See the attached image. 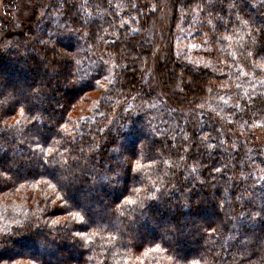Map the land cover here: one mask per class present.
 Here are the masks:
<instances>
[{
	"label": "trees",
	"instance_id": "obj_1",
	"mask_svg": "<svg viewBox=\"0 0 264 264\" xmlns=\"http://www.w3.org/2000/svg\"><path fill=\"white\" fill-rule=\"evenodd\" d=\"M26 2L0 22L4 264H264V0Z\"/></svg>",
	"mask_w": 264,
	"mask_h": 264
},
{
	"label": "rangeland",
	"instance_id": "obj_2",
	"mask_svg": "<svg viewBox=\"0 0 264 264\" xmlns=\"http://www.w3.org/2000/svg\"><path fill=\"white\" fill-rule=\"evenodd\" d=\"M6 2L7 3L10 2V0H0V17H1L0 22L2 23V25H6L7 22L10 20L12 21V23H17V22L19 23V22H23L24 20H26V18L28 17L27 13L29 15L28 10L31 7V5H29V2L27 3L26 0H12L11 3H13V6L11 8L10 7L8 8L7 6H5V4H7ZM40 14L42 17L44 16L43 12H40ZM14 26H15L13 28L14 31L11 33V35H13V36H15L16 34L18 35V32L20 33V31H18V30H20V27L16 26V25H14ZM153 29H154L153 31H155V28H153ZM4 31H6V33ZM0 39H1V41H0L1 42L0 43L1 44L0 45V60H2L4 55L7 52H10V41L12 39V36H10V27L8 29H6V28L3 29L2 26L0 27ZM7 45H8V47H7L8 50L3 51V48ZM156 48L158 49V53H160V51H161L160 48H162V46H160V48L157 46ZM197 51H198V48L196 46L184 45L181 42H180V44H175V46H174V52H175V55L177 57H183L186 55L189 58V60H193V57H191V56L193 54H195ZM148 63H150V62H148ZM5 67H6L5 65L0 64V78L2 75V73H1L2 69H4ZM1 86L2 85H0V89H2ZM98 95H99V93H95V92L88 94L85 99L84 98L82 99V102H79L76 104V106L74 107V111L77 110V112L80 111L81 113L86 112V111H83L84 106H85V101L90 99V97L91 98H97ZM80 112H79V114H81ZM75 115L79 116L78 113H74V116ZM13 120L9 119V122H12ZM18 201H20V195H19ZM96 211L97 210L95 208H93L91 210V212H93V213ZM91 212H88V214H91ZM63 219H64L63 216L57 218V220H63ZM156 230L159 233H162L161 229L156 228ZM35 246H36V249L38 251L39 256L42 255L44 247L42 248V247L38 246L37 244ZM45 247H47L48 251H51L53 256H55L57 254V251L53 250L50 245L48 246V244H47ZM18 249L20 250V252H18L19 253L18 255H20V257H22V255H26L25 252L22 251L20 247H18ZM8 253L9 254L14 253V251H8L7 254ZM43 257H48V256H43Z\"/></svg>",
	"mask_w": 264,
	"mask_h": 264
},
{
	"label": "snow or ice",
	"instance_id": "obj_3",
	"mask_svg": "<svg viewBox=\"0 0 264 264\" xmlns=\"http://www.w3.org/2000/svg\"><path fill=\"white\" fill-rule=\"evenodd\" d=\"M209 6L213 7V9H215V5H209ZM230 7H234V5H231ZM237 19H239V18H237ZM245 23H247V21H245ZM255 43H256V41L253 40V44H255ZM260 53H264V45H262L259 49H257V51L255 53H249V55H258ZM262 58H264V57H262ZM3 105H4V101H0V106H3ZM36 146L39 147L40 145L37 144ZM45 154H47V153H45ZM216 171H219V169H216ZM125 199L127 200V198H125ZM127 202L131 203V201H127ZM83 220H84V218L81 217V222H83ZM52 223L55 224L56 222L53 221ZM4 235H5V239H7V233H5ZM72 235H73V239H75L76 237H83V233L79 232V231L73 232ZM86 245H87V241H85V244L82 246H86ZM0 264H4V261L2 259H0ZM13 264H15V262H13Z\"/></svg>",
	"mask_w": 264,
	"mask_h": 264
}]
</instances>
